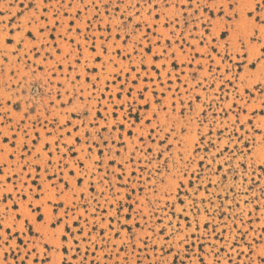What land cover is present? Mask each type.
<instances>
[{
    "label": "rangeland",
    "instance_id": "obj_1",
    "mask_svg": "<svg viewBox=\"0 0 264 264\" xmlns=\"http://www.w3.org/2000/svg\"><path fill=\"white\" fill-rule=\"evenodd\" d=\"M234 11L0 0V264H260L264 29L245 52Z\"/></svg>",
    "mask_w": 264,
    "mask_h": 264
},
{
    "label": "snow or ice",
    "instance_id": "obj_2",
    "mask_svg": "<svg viewBox=\"0 0 264 264\" xmlns=\"http://www.w3.org/2000/svg\"><path fill=\"white\" fill-rule=\"evenodd\" d=\"M150 2L151 0H149V3ZM226 2L228 3L229 10L233 11V16L227 18L229 21L238 15V13L234 11L238 7L242 6L246 14V20L240 22L239 25L233 28V31L237 33L235 38L236 42L239 43L241 46H243V50L246 52L247 46L244 43V37L247 36L250 39L255 40L260 32V29H264V0H236L235 3H233L232 0H226ZM188 3L191 4V0H188ZM205 10H207L206 6H205ZM45 11H47L46 8ZM220 12L221 15H223V5L220 6ZM257 25L259 27H257ZM47 30H48L47 26L39 29L41 34ZM224 34L226 35L227 32H225ZM28 35L32 37L33 34L29 32ZM209 35H211V33H209ZM10 42L11 41H9V43ZM20 43H23V41H20ZM261 56L264 57V51L261 52ZM4 115L5 118H7L8 114L5 113ZM6 260H7V256L5 255V261ZM260 264H264V253L261 254Z\"/></svg>",
    "mask_w": 264,
    "mask_h": 264
}]
</instances>
